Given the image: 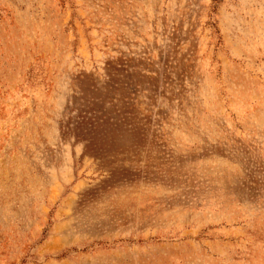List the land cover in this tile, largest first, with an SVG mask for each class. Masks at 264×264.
<instances>
[{"label":"rangeland","instance_id":"1","mask_svg":"<svg viewBox=\"0 0 264 264\" xmlns=\"http://www.w3.org/2000/svg\"><path fill=\"white\" fill-rule=\"evenodd\" d=\"M0 264H264V0H0Z\"/></svg>","mask_w":264,"mask_h":264}]
</instances>
